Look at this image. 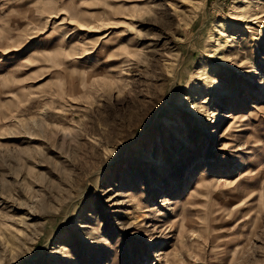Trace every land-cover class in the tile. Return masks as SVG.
I'll use <instances>...</instances> for the list:
<instances>
[{"label":"rangeland","instance_id":"374dc122","mask_svg":"<svg viewBox=\"0 0 264 264\" xmlns=\"http://www.w3.org/2000/svg\"><path fill=\"white\" fill-rule=\"evenodd\" d=\"M0 264H264V0H0Z\"/></svg>","mask_w":264,"mask_h":264}]
</instances>
